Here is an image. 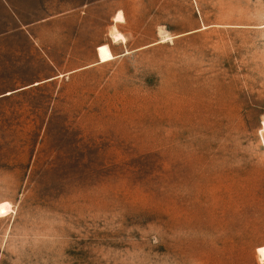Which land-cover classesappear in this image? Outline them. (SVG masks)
Listing matches in <instances>:
<instances>
[{
	"label": "rangeland",
	"instance_id": "374dc122",
	"mask_svg": "<svg viewBox=\"0 0 264 264\" xmlns=\"http://www.w3.org/2000/svg\"><path fill=\"white\" fill-rule=\"evenodd\" d=\"M1 202L0 264H264V0H0Z\"/></svg>",
	"mask_w": 264,
	"mask_h": 264
},
{
	"label": "bare ground",
	"instance_id": "6f19581e",
	"mask_svg": "<svg viewBox=\"0 0 264 264\" xmlns=\"http://www.w3.org/2000/svg\"><path fill=\"white\" fill-rule=\"evenodd\" d=\"M115 21H122L123 20V16L121 12H117L116 16H115ZM113 39L115 40H124V37L122 36L121 33L115 32L113 33ZM98 57H99V61L104 62V61H108L113 59V54L110 51L109 47L107 44H103L101 45V47L98 49ZM0 206H2V212L3 214L0 216H3L7 211H8V203L7 202H1Z\"/></svg>",
	"mask_w": 264,
	"mask_h": 264
},
{
	"label": "snow or ice",
	"instance_id": "6c2138e0",
	"mask_svg": "<svg viewBox=\"0 0 264 264\" xmlns=\"http://www.w3.org/2000/svg\"><path fill=\"white\" fill-rule=\"evenodd\" d=\"M0 209H2V206H0ZM2 214H3V212H2V210H0V215H2ZM260 251L262 254H264V249H261Z\"/></svg>",
	"mask_w": 264,
	"mask_h": 264
}]
</instances>
